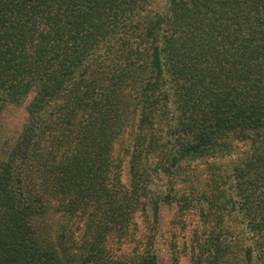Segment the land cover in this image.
Instances as JSON below:
<instances>
[{
	"label": "trees",
	"instance_id": "1",
	"mask_svg": "<svg viewBox=\"0 0 264 264\" xmlns=\"http://www.w3.org/2000/svg\"><path fill=\"white\" fill-rule=\"evenodd\" d=\"M25 101L0 264H157L106 242L160 202L194 264H264V0H0V112Z\"/></svg>",
	"mask_w": 264,
	"mask_h": 264
},
{
	"label": "rangeland",
	"instance_id": "2",
	"mask_svg": "<svg viewBox=\"0 0 264 264\" xmlns=\"http://www.w3.org/2000/svg\"><path fill=\"white\" fill-rule=\"evenodd\" d=\"M32 96L30 93L26 101ZM7 104L0 112V158L9 155L16 138L26 119L25 104ZM121 180H128L127 163L124 162L121 171ZM148 219L145 221L143 212L137 210L133 215V225L127 230V235L121 239L109 235L106 245L112 256L123 259L132 257L136 250L142 251L143 243L149 244L150 250L156 254L157 264H194L195 241L200 230L197 228L198 217L195 213L181 212L176 203L158 204L157 214H151L146 209ZM60 212L53 214L51 225L60 220ZM143 237L139 247L137 241ZM194 251V252H193ZM61 261V260H59ZM62 262V261H61Z\"/></svg>",
	"mask_w": 264,
	"mask_h": 264
}]
</instances>
